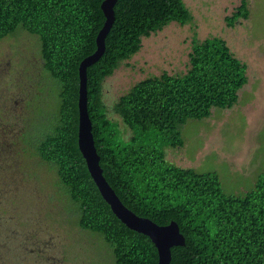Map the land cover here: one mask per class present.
I'll return each mask as SVG.
<instances>
[{
    "label": "trees",
    "instance_id": "16d2710c",
    "mask_svg": "<svg viewBox=\"0 0 264 264\" xmlns=\"http://www.w3.org/2000/svg\"><path fill=\"white\" fill-rule=\"evenodd\" d=\"M102 1L0 0V41L19 30L39 40L54 106L39 108L41 127L29 144L55 170L78 228L103 241L113 264H157L149 238L126 228L101 198L77 146V69L96 49ZM114 13L104 54L87 69V108L104 178L137 216L159 226L177 223L185 245L171 249L170 264H264V170L250 191L227 195L216 172L178 167L165 155L183 147L188 120L237 104L247 65L224 39L193 36L184 73L140 80L112 105L130 133L124 137L103 102L105 79L140 51L143 38L171 23L190 24L193 16L183 0H117ZM248 17V0H240L226 25Z\"/></svg>",
    "mask_w": 264,
    "mask_h": 264
},
{
    "label": "rangeland",
    "instance_id": "374dc122",
    "mask_svg": "<svg viewBox=\"0 0 264 264\" xmlns=\"http://www.w3.org/2000/svg\"><path fill=\"white\" fill-rule=\"evenodd\" d=\"M183 2L193 21L143 38L140 51L105 79L103 102L128 137L112 112L115 101L147 77L184 73L193 36L224 39L248 69L237 104L188 120L180 131L183 147L165 155L178 167L216 172L225 194L241 195L264 170V0H248V19L233 27L225 18L240 0ZM44 77L36 36L19 30L0 41V264H113L103 241L78 228L55 170L25 139L41 120L39 108L54 106Z\"/></svg>",
    "mask_w": 264,
    "mask_h": 264
},
{
    "label": "water",
    "instance_id": "95a60500",
    "mask_svg": "<svg viewBox=\"0 0 264 264\" xmlns=\"http://www.w3.org/2000/svg\"><path fill=\"white\" fill-rule=\"evenodd\" d=\"M116 3L117 0H103L100 4L104 23L95 38L96 49L79 63L77 69V146L94 185L113 215L129 230L149 238L157 252V264H170L171 249L185 245V238L180 233L177 223L170 221L168 225L159 226L147 218L137 216L126 208L104 178L99 164L100 157L94 145L92 123L87 108V69L104 54L105 39L115 20L114 7Z\"/></svg>",
    "mask_w": 264,
    "mask_h": 264
},
{
    "label": "flooded vegetation",
    "instance_id": "af4514ba",
    "mask_svg": "<svg viewBox=\"0 0 264 264\" xmlns=\"http://www.w3.org/2000/svg\"><path fill=\"white\" fill-rule=\"evenodd\" d=\"M37 126V125H36ZM36 126H35V128H36ZM39 128L41 127V125H40V123H39ZM34 128V130H33V132L32 133H30L29 135H25V139H28V141H30V139H32L34 136H33V134L35 133V131H36V129ZM39 130V129H38Z\"/></svg>",
    "mask_w": 264,
    "mask_h": 264
},
{
    "label": "crops",
    "instance_id": "0c3cea01",
    "mask_svg": "<svg viewBox=\"0 0 264 264\" xmlns=\"http://www.w3.org/2000/svg\"><path fill=\"white\" fill-rule=\"evenodd\" d=\"M242 61V60H241ZM248 70V69H247ZM248 79V78H247ZM247 82H248V80H247ZM247 84V83H246ZM238 98H239V93H238Z\"/></svg>",
    "mask_w": 264,
    "mask_h": 264
}]
</instances>
